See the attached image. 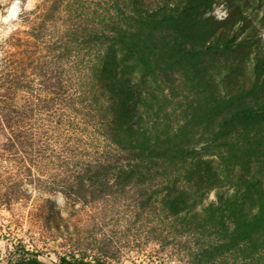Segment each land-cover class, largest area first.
Here are the masks:
<instances>
[{
    "label": "trees",
    "instance_id": "obj_1",
    "mask_svg": "<svg viewBox=\"0 0 264 264\" xmlns=\"http://www.w3.org/2000/svg\"><path fill=\"white\" fill-rule=\"evenodd\" d=\"M20 1L0 35V207L30 186L88 222L40 197L28 221L47 211L67 251L46 262L13 235L1 264H164L170 244L189 264H264V52L249 75L230 61L244 50L213 0ZM120 222L124 243L102 231Z\"/></svg>",
    "mask_w": 264,
    "mask_h": 264
},
{
    "label": "rangeland",
    "instance_id": "obj_2",
    "mask_svg": "<svg viewBox=\"0 0 264 264\" xmlns=\"http://www.w3.org/2000/svg\"><path fill=\"white\" fill-rule=\"evenodd\" d=\"M1 1L3 5L0 8V35L10 30L12 20L22 5L20 0ZM32 1L27 0L26 5L30 6ZM182 1L145 0L146 3L154 7L156 4L174 5L175 3L180 4ZM235 3H239L240 6L237 7ZM205 7L207 8L206 12L215 18L233 23L228 26L229 33L234 36V42H237L242 47L244 53L237 52L234 55H230L229 59L233 62L237 60L243 61L246 65L245 73L249 75L254 56L259 54V52H264V0H213L212 3L205 4ZM242 9H244L243 13L246 14L244 19L239 13ZM245 50H248V54H245ZM29 189L31 191V199L28 201L16 203L10 211L0 207V264L5 260L8 250L12 248L13 235L22 236L30 246L34 245L40 249L39 257L46 262L56 260L57 254L67 251V247L62 246L63 239L60 237L62 233L56 231L54 222L50 224L49 220L45 221L47 211H43L37 223L35 222L36 226L31 223V221L34 223V220L28 221V211H30L32 205L42 204V201L38 199L40 197H49L52 200L53 205L61 212L63 217L60 220L57 219V221L68 224L71 229H74V227L82 228L83 223L87 224L88 222L83 219V214L77 213L76 209H73V206L65 199L62 193H47L30 186ZM209 197L215 198L213 191L210 192ZM76 206L79 205L76 204ZM124 226V222H120L117 226L104 225L102 231L107 230V234L111 235L117 243H124L128 239H131ZM27 232L34 234L31 239ZM139 237L141 236L137 235V238ZM173 245H167L159 253L164 258V264H189V257L183 251H179L176 248L173 249L171 247ZM186 245H188L187 242ZM149 246H153V243L150 242ZM131 251V254L135 253L133 250ZM227 260L226 264H231L233 261L231 258ZM215 261L212 264H225L222 262H225V259L222 257L216 258ZM236 261V264H241V258Z\"/></svg>",
    "mask_w": 264,
    "mask_h": 264
}]
</instances>
